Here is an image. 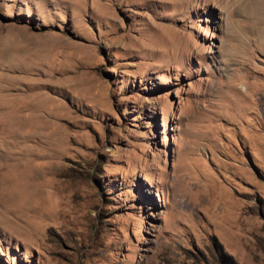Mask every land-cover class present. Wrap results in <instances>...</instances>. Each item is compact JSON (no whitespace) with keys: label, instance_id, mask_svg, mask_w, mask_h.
<instances>
[{"label":"rangeland","instance_id":"obj_1","mask_svg":"<svg viewBox=\"0 0 264 264\" xmlns=\"http://www.w3.org/2000/svg\"><path fill=\"white\" fill-rule=\"evenodd\" d=\"M255 1L0 0V264H264Z\"/></svg>","mask_w":264,"mask_h":264},{"label":"bare ground","instance_id":"obj_2","mask_svg":"<svg viewBox=\"0 0 264 264\" xmlns=\"http://www.w3.org/2000/svg\"><path fill=\"white\" fill-rule=\"evenodd\" d=\"M255 1V0H254ZM256 2V1H255ZM258 2V1H257ZM261 3V2H260ZM264 17V16H263Z\"/></svg>","mask_w":264,"mask_h":264}]
</instances>
